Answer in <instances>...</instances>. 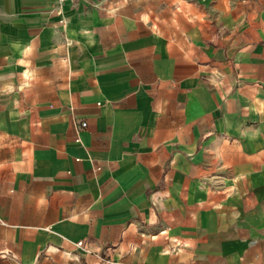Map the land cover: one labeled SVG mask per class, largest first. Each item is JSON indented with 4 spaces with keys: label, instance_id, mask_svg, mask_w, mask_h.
I'll return each mask as SVG.
<instances>
[{
    "label": "crops",
    "instance_id": "0c3cea01",
    "mask_svg": "<svg viewBox=\"0 0 264 264\" xmlns=\"http://www.w3.org/2000/svg\"><path fill=\"white\" fill-rule=\"evenodd\" d=\"M0 264H264V0H0Z\"/></svg>",
    "mask_w": 264,
    "mask_h": 264
},
{
    "label": "built area",
    "instance_id": "2783aa9c",
    "mask_svg": "<svg viewBox=\"0 0 264 264\" xmlns=\"http://www.w3.org/2000/svg\"><path fill=\"white\" fill-rule=\"evenodd\" d=\"M58 2H65V1H69V0H56ZM74 125H75V128H76V131H81L83 129H85L86 127V121L82 118V117H77L75 118L74 120ZM78 139V138H77ZM77 245H82V241L79 240L76 242Z\"/></svg>",
    "mask_w": 264,
    "mask_h": 264
}]
</instances>
